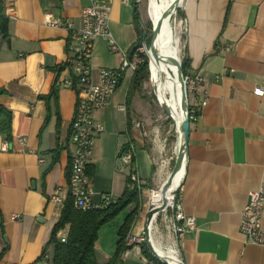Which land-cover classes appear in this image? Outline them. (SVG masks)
I'll return each instance as SVG.
<instances>
[{"label":"crops","instance_id":"0c3cea01","mask_svg":"<svg viewBox=\"0 0 264 264\" xmlns=\"http://www.w3.org/2000/svg\"><path fill=\"white\" fill-rule=\"evenodd\" d=\"M3 1L9 35L0 38V106L11 112V139L0 130V147L9 144V150L0 151V264H39L45 251L53 257V227L69 194L70 136L77 109V93L71 88L57 86V99L43 97L57 85V69L66 63L73 44L65 27L47 22L70 19L79 24L82 7L93 0ZM96 1L111 4V31L121 47L131 51L138 39L133 0ZM181 13L187 22L181 56L190 60L189 73L203 77L200 93L190 103L205 98L207 103L191 120L178 188L179 201L184 212L195 217L196 229L180 240L179 250L185 264H264V245L248 242L239 229L249 192L264 185V95L254 93L264 72V0H185ZM92 61L95 69L117 68L121 55L111 54L106 39L98 38ZM126 76L129 89L132 74L127 73L110 103L94 114L104 125L89 159L94 201L101 193L115 199L123 195L129 168L117 153L127 142L135 145L139 177L157 184V148L135 125L140 113L135 96L127 126V94H119ZM57 147L58 159L53 161ZM54 194L63 203L53 201ZM123 213L125 220L129 211ZM124 220L115 229L119 231ZM60 232L67 235L68 228ZM154 240L162 251L179 256L173 246ZM98 246L97 241V259ZM119 264L161 263L143 261L132 252Z\"/></svg>","mask_w":264,"mask_h":264},{"label":"built area","instance_id":"2783aa9c","mask_svg":"<svg viewBox=\"0 0 264 264\" xmlns=\"http://www.w3.org/2000/svg\"><path fill=\"white\" fill-rule=\"evenodd\" d=\"M124 1L128 2V0ZM110 14L111 4L106 1L93 0L82 7L79 24L70 19H50L47 22L50 26L65 27L69 31L73 42L71 55L67 59L66 65L59 72L56 84L57 86L71 88L77 93V109L72 120L70 136L73 147L70 155L69 192L75 207L84 211L103 209L114 204L117 200L107 193H101L99 201L93 200L94 191L88 170L89 159L96 137L104 131V125L95 120L94 114L110 103L120 80L127 73L133 74L139 68L143 62L142 53L146 51L145 43L138 45L132 53L121 47L111 31ZM182 22L183 31H185L187 22L185 19H182ZM98 38L106 39L111 54L118 53L121 55L119 67L95 69L92 60L95 42ZM184 79L189 94L190 120L197 119L201 107L207 103V98L202 101L197 100L194 104L190 103V99L192 96L197 97L199 95L203 77L198 72H188L184 74ZM254 93L264 95V72L262 81L255 87ZM135 125L140 126L139 123H135ZM22 141L26 142V137H23ZM7 150H9V144L4 142L0 147V151ZM135 156L136 148L132 142H127L119 147L117 158L129 168L127 185L129 188L134 187L137 189L145 186L146 182L139 177L136 171ZM178 188L169 193L170 199L167 202L159 204L160 209L155 212L150 224L151 241L152 238H155L162 246H173L178 251L179 258L175 259L174 263H170L168 258L162 255L166 257L169 264H176L177 261L184 263L179 250L180 240L188 232L196 229L195 217L187 215L184 212L182 203L179 201ZM52 200L63 203V198L58 194H54ZM154 200L151 199L150 193L149 209ZM263 213L264 185L249 192V201L242 211L239 229L248 242L264 245ZM146 227L147 216L144 225L138 232L131 231L126 235L125 247L118 259L122 260L134 252L143 261H153L145 254ZM57 237L61 241H66L67 235L60 232ZM39 264H52V255L45 251L39 260ZM116 264H119L118 260ZM161 264L163 263L161 262Z\"/></svg>","mask_w":264,"mask_h":264},{"label":"trees","instance_id":"16d2710c","mask_svg":"<svg viewBox=\"0 0 264 264\" xmlns=\"http://www.w3.org/2000/svg\"><path fill=\"white\" fill-rule=\"evenodd\" d=\"M133 20L135 23V27L137 29L138 39L136 43L133 45L130 53H132L135 48L141 43H145L148 47V51L151 52L152 46H155V37L152 40V37H147L145 31L142 28V20H141V12L139 8V1L133 0ZM8 24L9 17L6 14L5 4L3 0H0V38L5 39L8 37ZM153 35V33H152ZM157 39V38H156ZM152 41V43H151ZM150 43V44H149ZM154 48V47H153ZM152 49V50H151ZM148 55V57H147ZM142 53L143 62L140 64L139 68L133 73L131 78V83L134 86L133 88H137L141 83L148 77V67H149V53ZM66 65L64 63L60 67H58L57 71L60 72L61 69ZM190 67V60L184 58L182 61V71L184 74L188 73ZM150 70V68H149ZM123 79V78H122ZM120 80V83L122 81ZM120 85V84H119ZM131 86V85H130ZM129 86L127 95H126V103H127V126L131 124V116H130V102H131V92L132 89ZM57 85H53L52 90L49 95L43 96L47 99V101L53 97L57 99ZM2 92V90H0ZM51 116V112L49 109L47 118L44 122L43 128L49 121ZM60 114L57 111V127H60ZM0 130L3 131L7 140L11 139V112L5 109L3 106H0ZM60 148H55L52 150L53 161L58 159ZM90 170V165L88 167ZM71 167L67 172L68 180L70 179ZM138 190L136 188L131 189L128 186L126 187L123 195L116 200V202L109 207L103 209H92V210H80L77 209L74 205L73 198L69 192L67 198L65 199L64 206L61 210L60 217L56 224L53 227L52 235L50 242L54 244V253L52 257V264H101L97 259V251H96V243L98 241L99 230L103 225L112 221L117 215H119L126 207L135 202L136 205H139L138 201ZM132 209L126 216L123 224L121 225L118 236L119 239L117 241V252L115 256L111 259L107 264H116L118 257L121 251L124 248V240L125 237L130 230L133 222L138 213V209ZM68 228V234L66 237V241H61L57 234L61 230ZM145 254L154 262L161 263L152 256L147 250H145Z\"/></svg>","mask_w":264,"mask_h":264},{"label":"rangeland","instance_id":"374dc122","mask_svg":"<svg viewBox=\"0 0 264 264\" xmlns=\"http://www.w3.org/2000/svg\"><path fill=\"white\" fill-rule=\"evenodd\" d=\"M152 1L154 4L153 6L151 0L139 1V8H140L141 20H142L141 24L147 37L149 36L152 37L153 29L155 30L157 23V19L155 18V6L157 5L158 2L156 0H152ZM177 1L179 4V8L177 9L175 15V26L179 34V37H181L180 58L183 61V57L181 56V48L183 42V22H182L181 6L183 5L185 0L184 1L177 0ZM179 26H181V28ZM148 47H150V45L148 46L146 45V51L144 52L146 55H147ZM157 47H158V38L156 39L153 50L151 52L148 51L150 57L156 51ZM129 86L132 89L131 99L133 98V96L136 97L135 103L140 111V113H138L139 121L137 123H139L141 128L144 129L148 142L154 143V145H156L157 148L156 166H155V174H154L155 177L157 178V184L155 183L153 184V182L152 183L150 182L147 183L145 186L137 188L139 193L138 195L139 205L137 206L135 202H132L126 207V209L130 212L132 209H136L137 206L138 213L133 222V225L128 231L129 233L135 230L136 233L138 232V230L141 229V227L144 225L146 221V216L150 205V193L152 197L153 193H155L160 189L159 188L160 180L169 171H172L174 167V163H175L174 151L178 141V134H177V126L175 119L171 115L169 116L163 110V107L159 101V99L161 100L163 99L160 97L157 89L155 88V84L153 81V77L150 74L149 67H148V77L141 83L140 86H137V88H133L134 86L132 85L131 81L129 83ZM119 91H120L119 94L123 93V98H124L128 92V76H126V79L124 80L123 85ZM164 172H166V174ZM130 188L134 189V187H130ZM120 216L121 217H119L118 220L102 228V230L99 233L98 260L102 264H107L108 262H110L117 252V239L119 238V236L117 234L118 229H115V227L122 218L124 220L125 214L124 213L120 214ZM145 248H146L145 250H147L152 255V253L149 251L147 246ZM108 254H110L111 256L110 259H107ZM118 261L120 262L121 260L118 259Z\"/></svg>","mask_w":264,"mask_h":264},{"label":"bare ground","instance_id":"6f19581e","mask_svg":"<svg viewBox=\"0 0 264 264\" xmlns=\"http://www.w3.org/2000/svg\"><path fill=\"white\" fill-rule=\"evenodd\" d=\"M158 3L155 6V18L156 23V38H158V47L156 51L149 56V68L150 74L153 77L155 88L157 89L160 97L164 100L159 99L161 105L166 103L171 110V116L176 121L178 141L174 151V158L176 159L177 154L182 145V136L179 129V122L183 114V96L180 84V71H179V61L180 57V38L175 26V15L179 8L177 0H156ZM184 1V0H183ZM152 2V6L153 1ZM181 28V26H179ZM155 43V42H154ZM154 44L152 46V49ZM151 49V50H152ZM148 54V50H147ZM164 167V166H162ZM163 173V171H162ZM166 174V172H164ZM171 171H169L159 182V188L163 183L169 178ZM160 175V174H158ZM184 169L182 168L173 178L171 188L176 189L183 178ZM160 190V189H159ZM156 191L153 193L151 199H159V203L162 204L170 199V194L168 193L166 199L160 196V192ZM171 192V191H170ZM153 244L157 252L163 256H166L170 263H174L175 259L179 256L173 252L162 251L155 243L154 238H152ZM174 249H176L174 247ZM177 250V249H176ZM174 251V250H173Z\"/></svg>","mask_w":264,"mask_h":264},{"label":"water","instance_id":"95a60500","mask_svg":"<svg viewBox=\"0 0 264 264\" xmlns=\"http://www.w3.org/2000/svg\"><path fill=\"white\" fill-rule=\"evenodd\" d=\"M155 35H156V30L153 29L152 40L155 37ZM151 43H152V41H151ZM178 65H179V71H180L181 91H182V96H183V114H182V118L179 122V129H180L181 136H182V145H181L180 150H179L177 157L175 159L174 167L171 171L169 178L163 183V185L161 186V188L159 190L160 196H162L163 199H166L167 194L170 193V191L174 190L171 188V184H172V180L175 177V175L182 168L184 169V172H185L187 157H188V145H189L190 126H191L189 94H188L186 82L184 79V73L182 71V60L179 61ZM162 107H163V110L170 116V114H171L170 107L166 103L162 104ZM159 204H160L159 199L158 198L155 199L154 201H152L151 207L148 211L147 227H146L147 240H146L145 244H146L147 248L149 249V251L152 253V255L156 259L161 261L163 264H169L166 257H163L162 255H160L157 252V250L153 246V243H152L151 237H150V224H151V221L153 220V216H154L155 212L158 209H160ZM176 264H185V263H181V262L177 261Z\"/></svg>","mask_w":264,"mask_h":264}]
</instances>
